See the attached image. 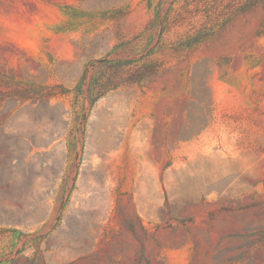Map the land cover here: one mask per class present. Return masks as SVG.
Returning <instances> with one entry per match:
<instances>
[{
	"label": "rangeland",
	"instance_id": "374dc122",
	"mask_svg": "<svg viewBox=\"0 0 264 264\" xmlns=\"http://www.w3.org/2000/svg\"><path fill=\"white\" fill-rule=\"evenodd\" d=\"M162 7L0 0V264H264V0Z\"/></svg>",
	"mask_w": 264,
	"mask_h": 264
},
{
	"label": "trees",
	"instance_id": "16d2710c",
	"mask_svg": "<svg viewBox=\"0 0 264 264\" xmlns=\"http://www.w3.org/2000/svg\"><path fill=\"white\" fill-rule=\"evenodd\" d=\"M153 2H154V0H147V4H148L149 8L152 7ZM174 2H175V0H162V4H163L162 9L163 8H167L166 6L168 5V8L166 9V14H165L164 17H161V18H160V16L158 14H156L155 20H152L150 25L147 27L148 30H151L153 32L158 27H160L161 33H163L165 31V28H166V25H167V22H168V13L171 11ZM30 87L33 88L35 94H41L39 92V90L41 89V86L35 85V84H31ZM20 94L23 95V94H26V93H25V91H23V92L20 91Z\"/></svg>",
	"mask_w": 264,
	"mask_h": 264
}]
</instances>
